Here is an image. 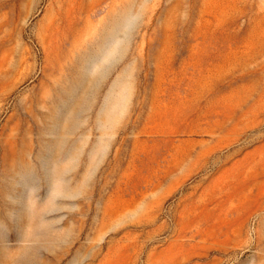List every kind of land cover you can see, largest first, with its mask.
<instances>
[{"label":"rangeland","instance_id":"rangeland-1","mask_svg":"<svg viewBox=\"0 0 264 264\" xmlns=\"http://www.w3.org/2000/svg\"><path fill=\"white\" fill-rule=\"evenodd\" d=\"M0 264H264V0H0Z\"/></svg>","mask_w":264,"mask_h":264},{"label":"bare ground","instance_id":"bare-ground-1","mask_svg":"<svg viewBox=\"0 0 264 264\" xmlns=\"http://www.w3.org/2000/svg\"><path fill=\"white\" fill-rule=\"evenodd\" d=\"M74 76H75V75H74ZM80 84H81V83H80ZM68 88H69V87H68ZM71 89H72V88H71ZM74 91H75V90H74ZM65 94H66V93H65ZM79 102H80V101H79ZM78 107H79V106H78ZM78 107H77V108H78ZM71 116H72V115H71ZM57 146H58V145H57Z\"/></svg>","mask_w":264,"mask_h":264}]
</instances>
